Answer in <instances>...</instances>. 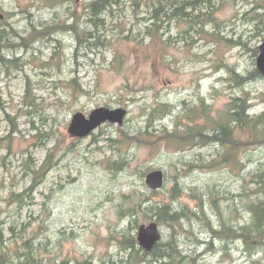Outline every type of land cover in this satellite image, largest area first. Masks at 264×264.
Returning a JSON list of instances; mask_svg holds the SVG:
<instances>
[{"label":"rangeland","instance_id":"374dc122","mask_svg":"<svg viewBox=\"0 0 264 264\" xmlns=\"http://www.w3.org/2000/svg\"><path fill=\"white\" fill-rule=\"evenodd\" d=\"M90 1L0 0V22L6 21L2 30L17 34H6L4 41L9 38V44L19 46L2 51L23 62L18 64L21 71L0 70V240L21 246L22 238H30L34 249H41L40 257L68 264H130L128 252L120 251L111 237L122 236L134 225L135 234L139 225L155 221L154 208L177 198V192L170 191L177 180L180 195L173 210L184 217V229L173 233L159 226L162 243L171 235L176 238L184 256L177 264H264V247L257 250L254 243L255 249H247L240 238L213 240L209 230H232L228 224L219 225L220 212L213 204L236 230L250 223L245 185L252 188L251 179L264 172V143L241 147L234 161L238 165L215 171L197 166L214 157L216 145L182 149L162 140L165 147H154L156 136L186 130L184 114L202 102L211 117L234 97L248 99L251 115L264 112V77L239 87L230 79V70L248 77L256 68L264 27L255 30L251 10L264 0L198 1L203 16L189 22L167 19L162 10L154 14L159 2L171 0H125L113 14L101 16L102 26L94 24L86 8ZM68 26L79 29L81 43ZM46 27L57 28L48 36L29 38ZM158 103L170 105L172 112L148 123ZM98 108H123L127 115L123 124L106 123L86 138L68 135L75 113L88 116ZM145 131L152 137L141 134ZM122 133L138 135L141 141L125 139L118 145ZM240 138L245 139L242 134ZM119 146L126 164L109 169L102 162L118 159ZM56 147L53 167L31 193L24 160L31 158L38 168ZM151 170H161L166 177L159 196L140 207L136 217H119L120 193L143 203L138 198L149 193L144 178ZM12 193L23 195L22 208L11 201ZM197 200L201 204L194 209ZM146 260L141 264H151V257ZM17 263L12 255L7 264Z\"/></svg>","mask_w":264,"mask_h":264},{"label":"trees","instance_id":"16d2710c","mask_svg":"<svg viewBox=\"0 0 264 264\" xmlns=\"http://www.w3.org/2000/svg\"><path fill=\"white\" fill-rule=\"evenodd\" d=\"M125 0H92L87 4V9L90 11L93 22L95 25H104V19L101 16L104 13L113 14L112 11L114 7H117ZM205 1V0H199ZM199 2H193L191 0H171L169 4H163L162 2L158 3V6L154 9V14L157 15L161 10L164 11V17L171 18H182L185 21L189 22L191 18L198 19L201 18L202 14L200 6H198ZM262 3V2H261ZM167 9L165 11L164 9ZM260 9H264V2L252 9L253 15H255L251 20L257 21L255 24V30L260 31L262 27H264V13H259ZM189 10V11H188ZM188 11V12H187ZM197 12V15L194 13ZM203 16V15H202ZM155 18V16H154ZM6 23L0 22V70L4 69L7 72L10 70L21 71L19 70L20 66L18 64L23 63L19 58L15 56H8L3 53V49L8 47L19 48L18 45L9 44V39H6V34L8 37H15L17 34L14 29H8L6 32L2 30V24ZM57 27H46L41 32H33L29 38H33L34 40L39 39L41 37H45L49 35L52 29H56ZM74 30L76 35V40L78 43H81V32L78 28L73 26H68V30ZM150 32L152 28H148ZM153 32H157L156 30ZM94 37V34H91ZM149 36L148 34H146ZM154 36V34H153ZM152 36V37H153ZM150 37V36H149ZM215 40L219 41L220 36L216 33L212 34ZM4 42H3V41ZM222 40V39H221ZM154 41V38H151V43ZM264 41V39H263ZM7 57H10L8 59ZM15 57V59H13ZM4 63H9V66H4ZM3 64V65H2ZM231 81H233L237 87L242 84H246L250 81H253L257 78H261V76L257 73L254 68L248 77H243L237 74L234 70H230ZM75 81V80H74ZM30 89H26V96L28 97ZM249 104L248 99L245 97H234L231 101L226 105V109L218 114L217 117H211L208 112H206L204 108L203 102L200 107L193 106L187 113L184 114V119L187 121L189 126H185L186 130H174L173 132H167L164 137L156 136L154 140V147H161L165 145L162 140H166L167 144H172L177 146L178 148H186V147H205L216 145L219 147V150L215 153L214 157L207 162L198 163V168L201 170L207 171H215L217 168H224L230 165H238V162H234L236 160V156L241 147L248 148L255 146L257 144L264 143V112L258 115H251L249 113ZM0 109H3V105H0ZM172 112V107L168 104L158 103L155 108L152 109L149 118L147 120L150 123L154 118L161 119L165 115H170ZM205 119L202 122L197 119ZM181 124L180 120H177L176 124ZM10 128V133L14 131V126L12 123ZM192 124L193 126H190ZM147 137H152L148 131L141 133ZM240 134L244 135V141L241 140ZM130 140L135 142H140L138 135H129L127 133H122L121 139H118V143L116 144H124V140ZM165 147V146H164ZM58 147L50 150L48 152L47 158L43 161V163L36 168L34 163L31 162V158H26L24 160V166L27 172L30 174L29 176V191L35 189L37 185H39L43 177L47 174L48 171L53 167V157L55 156L56 150ZM121 146H119L116 151L118 154V159L113 160L112 158L105 159L102 163L112 169V164L122 165L126 164L125 156L122 154ZM10 151V150H8ZM121 153V154H120ZM125 154V153H124ZM144 173L142 174V176ZM253 185L252 188L245 185V189L248 190L245 192V196L247 198L246 208L250 211V223L244 229L240 228L236 230L231 224L230 218H225L219 208L213 204L214 209L220 212V216L218 217L219 225L228 224L231 226L232 230H219L214 229L213 227H209L210 234L213 240H218L221 242H232L236 239H242L247 249L256 248L254 243L259 247V249H263L264 247V172H259L255 177L251 179L249 185ZM178 181H174L173 187L170 189L171 192H177V198L180 195V188H178ZM170 192V197H171ZM210 192V190H208ZM25 194V193H24ZM144 198H138L142 200L143 203L137 204V200H134L131 194H121L120 199H123V203L120 205V209L118 211V216L121 218L130 216L136 217L138 215V210L140 207H144L150 199L155 196H159V191L149 192L147 195L142 193ZM23 196V195H22ZM21 195L12 193L9 198L11 201L18 203L19 207L22 208L23 198ZM30 197V196H29ZM177 198L171 199L169 203L162 202L160 205H157L154 209L157 213V218L155 221L159 226H167L174 233L176 230L184 229L182 220L184 217H181L180 213L177 210H173V203L177 201ZM175 199V200H174ZM198 201V200H197ZM130 202V203H126ZM215 202V200H214ZM213 203V202H212ZM127 204V205H126ZM201 203L198 201L195 205V208H198ZM45 212L47 209L45 208ZM146 215V214H144ZM151 219V218H150ZM187 221H190L192 218H185ZM45 220L41 221V227H44ZM134 229L128 227V230L122 236H112L111 239L117 245V248L123 252H128L127 259L130 261V264H141L144 263L146 257H151V264H177L182 262L184 256L182 255L178 245H176L175 236L171 235L168 242L165 244L159 242L153 248L152 251L148 253H144L136 242L135 235L133 232L136 229V226H133ZM15 228H10V231H13ZM188 230H181V232H185ZM36 234L33 239H36ZM21 246H18L13 242V244H4L3 241L0 240V264L9 263V259L12 255L16 257L18 260L17 264H68V260L58 261L57 259L51 258H43L41 256V249L38 247L37 251L34 249L33 241L30 238L23 239L22 238ZM165 247V248H163ZM123 259V257L119 258ZM126 259V260H127ZM166 259L167 262H164ZM163 261V262H161ZM76 264H88L87 261L84 262H76ZM109 264H113L110 262Z\"/></svg>","mask_w":264,"mask_h":264},{"label":"water","instance_id":"95a60500","mask_svg":"<svg viewBox=\"0 0 264 264\" xmlns=\"http://www.w3.org/2000/svg\"><path fill=\"white\" fill-rule=\"evenodd\" d=\"M79 1L82 0H75V2ZM256 71L260 76L264 77V42L256 51ZM125 116L126 110L122 108L114 110L98 108L93 110L88 117L78 112L72 116L67 132L70 136L81 139L106 122L121 125ZM144 182L150 191H157L163 185L164 174L161 170L151 171L146 175ZM160 239L161 233L156 222L142 225L136 231L138 246L146 251H152Z\"/></svg>","mask_w":264,"mask_h":264},{"label":"bare ground","instance_id":"6f19581e","mask_svg":"<svg viewBox=\"0 0 264 264\" xmlns=\"http://www.w3.org/2000/svg\"><path fill=\"white\" fill-rule=\"evenodd\" d=\"M161 3V2H160ZM0 18H1V16H0ZM156 24V23H155ZM7 28H9V27H7ZM7 30V29H6ZM36 32V31H35ZM39 32H41V31H39ZM48 36V35H47ZM9 39V38H8ZM3 41V40H2ZM154 126V125H153ZM87 137V136H86ZM86 137H84V138H86ZM164 185H165V180H164V182H163V185H162V187L159 189V190H157V191H160L161 189H163V187H164ZM156 191V192H157ZM192 221H194V220H192ZM142 225H145V224H141V225H139L138 226V228L140 227V226H142ZM138 228H137V230H138ZM143 251H144V253H148V252H150V251H146V250H144V249H142Z\"/></svg>","mask_w":264,"mask_h":264}]
</instances>
